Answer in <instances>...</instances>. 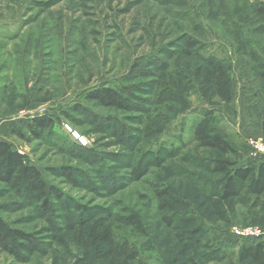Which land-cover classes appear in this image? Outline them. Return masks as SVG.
Listing matches in <instances>:
<instances>
[{
    "label": "rangeland",
    "instance_id": "rangeland-1",
    "mask_svg": "<svg viewBox=\"0 0 264 264\" xmlns=\"http://www.w3.org/2000/svg\"><path fill=\"white\" fill-rule=\"evenodd\" d=\"M185 1L0 0V138L24 154L48 184L54 183L80 205L94 208L95 212L118 211L123 205L133 207L151 229L147 237L139 239L145 246L153 245L152 250L143 251L144 259L151 263L162 259L163 264H187L175 257L183 244L177 242L172 228L177 221L173 220L171 227L163 224L164 212L156 208L163 198L157 197L155 191L166 184H174L187 204L175 206L176 211L184 217L193 216L190 225L198 226V235H203L201 246L184 243L190 247L186 249L187 255L202 247L236 251L245 239L251 243L264 241V226L260 225L264 224V207L254 214L252 221L251 212L243 205L233 201L221 203L230 216L226 222L216 217L195 185H189L179 175L165 179L169 175L167 166L177 160L175 156L181 151L196 156L192 151L196 145L192 142V130L209 111L236 142L238 154L234 159L238 164L253 162L256 157L264 161V151L256 149L254 141H250L264 143V84L257 76V65L264 62V20L248 11V3L255 0L188 1L190 8H195L194 11L198 8L202 13L198 19L205 32L200 38L219 61L231 67L234 98L235 91L243 95L230 103L210 93L205 97L202 93L207 86L201 74L198 91L189 92L187 102L182 104L183 97L179 95L184 87L170 71L180 67L193 77L202 65L195 57L180 56L176 44L192 27ZM51 47L54 49L50 52ZM250 47L256 52V63L250 59ZM22 53L26 54L25 70L29 72L28 76L19 74L21 77L24 74L22 78L26 80L25 101L19 96L22 89L13 75L24 68L20 61ZM147 55L157 62L138 70L135 78L127 79L132 61ZM155 65L159 68H154ZM161 73L167 79L156 84ZM256 81L259 91L254 92L255 98L249 104L255 108V114L250 116L239 103ZM112 83L126 89L132 100L129 110L103 107L85 99L89 89ZM75 103L86 107V112L75 111ZM43 114L51 117L54 125L42 139L24 140L18 136L27 135L26 124ZM98 117L105 120L95 122ZM145 121L163 122L162 133L150 146L143 145L139 138ZM258 121L257 135L253 132ZM181 140L187 145H182ZM144 147L147 149L144 155L136 153V148L141 151ZM199 151L206 156L203 150ZM157 155L173 157L161 165L141 168L140 178L132 174V164L142 167L146 160ZM61 167L75 169V183L48 172L49 168ZM190 169L200 173L193 166ZM1 203L16 208L22 202L0 185ZM1 214L49 245L25 262L14 261L0 252V264H81L84 254L71 241V232L60 228L58 239L51 242L45 232L46 222L33 205ZM250 222L254 224H247ZM250 226L259 228V236L232 233L233 228ZM84 264H109V261L99 258L91 248Z\"/></svg>",
    "mask_w": 264,
    "mask_h": 264
},
{
    "label": "trees",
    "instance_id": "trees-1",
    "mask_svg": "<svg viewBox=\"0 0 264 264\" xmlns=\"http://www.w3.org/2000/svg\"><path fill=\"white\" fill-rule=\"evenodd\" d=\"M188 1L186 0L185 4L189 10L188 19L192 24L191 31L182 36L176 44L179 45L180 56L195 57L202 65L198 67V72L193 77L180 67L170 71L184 87L179 95L183 97L182 104L187 102L186 98L189 92L198 91L197 82L201 74L204 75V83L207 86L202 95L206 97L210 93L219 97L221 101L230 103L234 98L231 67L223 60L219 61L215 54L210 51L211 49L207 46V43L200 38L205 32L204 26L198 19V15L202 16V13L198 8L196 11L193 7L191 9ZM248 11L264 20L263 1L249 2ZM53 45L50 44V46ZM53 49L54 47H51L50 52ZM249 50L250 59L255 62L256 52L253 47H250ZM25 56L24 53L20 56L24 68L13 74L19 88L22 89L19 96L23 97L24 101L26 100V94L24 93L26 80L22 78L24 74L22 77L19 74L26 73V76L29 75V72L25 70L28 66ZM150 56H140L134 59L125 77L133 79L136 77L138 70L157 62L155 58L151 59ZM4 66L5 64H3ZM154 68H159V66L155 65ZM257 76L264 84V62L257 65ZM5 78H7V75H5ZM165 79H167L165 73H161V77L158 79L159 81H156V84H160ZM124 90H126L124 86L118 83L96 86L85 93V99L91 104L94 102L103 107L125 111L130 109L132 100ZM178 92L176 90L174 94L177 95ZM73 109L77 112H86V107L80 103H75ZM100 120H105V117L94 119L95 122ZM198 121L192 130V142L196 144L192 151L196 156L188 151H181L175 156L178 157L177 160L171 161L170 165L167 166L169 175H166L165 179H174L179 175L189 185H195L200 196L210 203L209 207L219 220L226 222L230 220L229 213L221 207V203L233 201L243 205L248 212H251L252 216L250 218L254 221V214H257V211L264 207V161L259 164L250 161L238 164L237 160L234 159L235 155L238 154V146L233 141L230 132L227 133L222 129L219 119L213 116V112L205 113ZM162 123L154 124L152 121H145L142 124L139 138L143 145L150 146L158 139L160 133H162ZM52 125H54V121L51 117L45 114L35 116L26 124L28 134L24 136L20 133L18 136L24 140H39L52 128ZM100 127L102 128L104 125L100 124ZM180 143L183 145L184 141L181 140ZM185 145L187 144L184 143ZM182 148L179 149L182 150ZM200 149L203 150L206 156L200 155ZM146 150L145 147L141 151L138 148L135 149L136 153L143 152L142 155ZM172 155H169V157H158V155L151 157L145 161L142 167H133L132 164L130 167L132 174L136 178H140L139 171L141 168L148 169L157 163L161 165L164 160L172 158ZM190 166L200 170V173L192 171ZM48 172L52 176L62 175L69 183H75L76 173L74 168H49ZM110 175L111 178H114L112 172ZM0 185L10 194L18 196L22 202L16 208L6 203L0 204V252L6 253L14 261L25 262L31 255L42 252L49 245L33 233L13 225L11 219H7L1 214L33 205L37 214H40L46 222L45 232L50 235L51 242L58 239L60 228L71 232V241L84 254L81 264L85 263V258L89 255L91 248L96 251L99 258L108 259L109 264H131L135 261H141V264L164 263L162 259H157L152 263L144 259L143 251L152 250L153 245L148 244L145 246L139 239L147 237L151 229L133 207L123 205L119 207L118 211L95 212L94 208L80 205L68 194H64L61 189L56 188L54 183L50 182L48 184L41 171L35 165L29 163L24 154L1 138ZM155 195L163 198L156 207L157 210L164 212L161 222L171 227V222L173 220L177 221L172 228L176 231L175 239L177 242L183 243L180 249L178 248V252H175L177 260H181V262L183 260L187 264H240L242 262L264 264V241L256 240L252 243L250 240H243L236 251L219 249L220 247L208 250L206 247H202L201 250L196 248L187 255L186 249L188 250L190 247L189 245L185 246L184 243L188 241L195 244V246H201L203 243L199 241L203 235H198L200 232L198 226L190 225L194 220L193 216L184 217L180 214V211H176L175 206L187 207L183 196L174 184H166L162 189L155 191ZM173 213H175L174 217L172 216ZM58 218H60L59 221H57ZM8 220H11V222ZM251 222L247 224H254ZM260 225L264 226V224ZM242 226H245V224Z\"/></svg>",
    "mask_w": 264,
    "mask_h": 264
},
{
    "label": "crops",
    "instance_id": "crops-1",
    "mask_svg": "<svg viewBox=\"0 0 264 264\" xmlns=\"http://www.w3.org/2000/svg\"><path fill=\"white\" fill-rule=\"evenodd\" d=\"M257 84H259L258 83V81H256V85L255 86H253L252 88H250L249 90H247L248 92V94H246L245 95V97L246 98H244L242 101H240V106H241V108H242V110H247L248 112H250L251 114H250V116H252V115H254L255 114V112H254V109L255 108H253V107H249V104L253 101V99L255 98V96H254V92H258L259 91V85H257ZM243 92H239L238 94H237V92L235 91V98L234 99H237L238 98V95H239V98L243 95L242 94ZM245 99H246V101H245ZM246 108V109H245ZM255 124V123H254ZM253 124V125H254ZM259 129H260V122L258 121V123L256 124V127H255V129H254V132L253 133H256L257 135L260 133L259 132ZM252 133V134H253ZM253 160V162L255 163V164H259L260 162H261V160H260V158H258V157H256V159H252Z\"/></svg>",
    "mask_w": 264,
    "mask_h": 264
},
{
    "label": "built area",
    "instance_id": "built-area-1",
    "mask_svg": "<svg viewBox=\"0 0 264 264\" xmlns=\"http://www.w3.org/2000/svg\"><path fill=\"white\" fill-rule=\"evenodd\" d=\"M250 141H254L253 144H254V147L256 149H259V150H263L264 151V143L263 142H260V141H257L256 139L255 140H250ZM256 144V146H255ZM232 233L236 234V235H244V236H251L253 237L254 235L255 236H259V234L261 233V231L259 230L258 227H247V228H241V229H236V228H233L232 229Z\"/></svg>",
    "mask_w": 264,
    "mask_h": 264
}]
</instances>
